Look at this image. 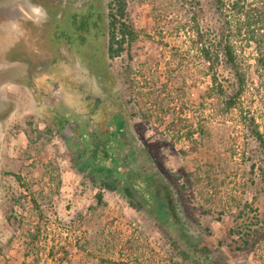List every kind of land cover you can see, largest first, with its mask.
<instances>
[{"label":"rangeland","instance_id":"374dc122","mask_svg":"<svg viewBox=\"0 0 264 264\" xmlns=\"http://www.w3.org/2000/svg\"><path fill=\"white\" fill-rule=\"evenodd\" d=\"M190 1L127 0L138 41L131 57L110 60V0H0V264H194L175 249V241L186 246L189 239L211 249L219 264H264V246L241 253L229 235L239 206L263 209L252 168L260 157L236 111L213 112L205 66L178 30L196 11ZM200 1L205 25L214 12L211 0ZM90 6L98 27L77 35L74 15ZM20 44L31 54L27 62L10 53ZM239 51L253 89L255 50ZM129 67L135 101L122 79ZM122 100L145 138L127 124L129 157L114 172L95 165L86 140L97 144L114 131L115 115L126 119ZM244 102L264 122V88ZM63 118L71 121L62 125ZM190 126L203 132L194 142L180 140ZM162 168L180 177L176 187ZM145 174L149 186L172 193L179 221L165 222L158 202L135 191L133 181Z\"/></svg>","mask_w":264,"mask_h":264},{"label":"trees","instance_id":"16d2710c","mask_svg":"<svg viewBox=\"0 0 264 264\" xmlns=\"http://www.w3.org/2000/svg\"><path fill=\"white\" fill-rule=\"evenodd\" d=\"M192 8L196 11L193 16L181 23L178 28L179 32L185 34L188 38L190 50L194 51L197 58L203 63L206 74L210 78V87L207 91V97L213 100V112H219L222 115L236 111L238 113L239 124L257 144L259 154V164H253V170L257 167L260 181L258 183L259 193L264 198V122L258 118L256 111L251 106H246L244 99L254 91L264 88V0H211L213 9V21L204 25L200 18L202 13L201 1H190ZM108 25H107V52L110 60L132 56L134 44L138 41V34L128 18L127 0H110L108 4ZM99 17V16H98ZM98 17H96L93 7H89L86 13L81 14L78 19L74 15V26L77 35L81 33L88 34L92 27H98ZM77 20V22H76ZM81 36V35H80ZM79 45L86 43V38L81 37ZM78 40V39H77ZM71 44V38H68ZM252 46L255 50V66L257 73L256 86L249 88L248 71L239 55V50L243 47ZM20 46L15 45L10 53L14 54L19 62H27L31 54L24 53ZM189 50V51H190ZM33 53V52H32ZM225 72L227 76L225 77ZM123 81L126 89L133 95L135 101V77L131 75V67L126 68L123 73ZM126 119L120 115H115L111 120L114 131L108 133L107 137H99L98 143L93 142L92 136H87L86 143L90 147L91 157L95 165L100 169H112L118 172V163L120 159H128V152H123L122 137L125 135V128L130 122L142 139L145 134L140 131L135 124L134 116L129 114L127 100L120 103ZM139 105V104H138ZM137 105V106H138ZM138 114L142 121H149L151 114L147 109L138 107ZM92 113H94L92 111ZM264 118L263 115H260ZM70 119L63 118L62 125L69 123ZM190 119L185 121L189 124ZM203 132L199 126L197 129L192 126L181 132L179 139H185L194 142L195 135ZM149 152V151H148ZM125 153V154H122ZM167 176L171 179L172 187L180 183V177L172 173L167 168H162ZM148 174V173H147ZM139 176V180L133 181V188L138 193L150 195L153 202H158L162 210L165 222L179 221V215L172 197V193L166 188L159 185L149 186L146 181L148 175ZM134 175L126 176L124 179L129 180ZM118 182H122L123 180ZM176 183V184H175ZM103 188L113 190L114 187L103 182ZM183 187V186H181ZM126 194L135 206V196L130 188H125ZM160 196L162 199H158ZM164 196V197H162ZM99 202L103 201V195H97ZM255 199H257L255 197ZM234 250L241 253L257 254L264 246V204L263 209L253 208L252 204L246 202L239 206L238 213L235 214L234 226L230 229ZM186 237L188 235H185ZM182 248L181 255L185 261H191L194 264H219L218 257L215 258L211 249L202 247L200 243L187 240L186 246L175 241V249ZM26 262V261H25ZM23 262V264H26ZM98 264H129L124 260H101Z\"/></svg>","mask_w":264,"mask_h":264},{"label":"flooded vegetation","instance_id":"af4514ba","mask_svg":"<svg viewBox=\"0 0 264 264\" xmlns=\"http://www.w3.org/2000/svg\"><path fill=\"white\" fill-rule=\"evenodd\" d=\"M2 20H3V19H2ZM15 22H17V21H14V23H15ZM14 26H16V27H17L16 29H19L20 32H21V30H23V28H24V27H22V23H21V22H20V23H15Z\"/></svg>","mask_w":264,"mask_h":264}]
</instances>
